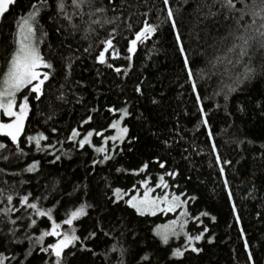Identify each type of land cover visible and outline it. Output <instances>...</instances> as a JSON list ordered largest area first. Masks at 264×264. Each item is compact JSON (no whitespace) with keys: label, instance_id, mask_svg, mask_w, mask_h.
Instances as JSON below:
<instances>
[{"label":"trees","instance_id":"16d2710c","mask_svg":"<svg viewBox=\"0 0 264 264\" xmlns=\"http://www.w3.org/2000/svg\"><path fill=\"white\" fill-rule=\"evenodd\" d=\"M63 2L61 11L59 0H15L0 20L5 62L35 5L40 55L51 65L24 91L17 142L0 135L4 264H264V47L257 36L241 55L238 37L261 21L236 10L252 0L232 10L219 0ZM146 26L155 30L133 46ZM45 73L37 99L32 87ZM117 121L127 128L120 142ZM41 135L39 147L29 140ZM143 185L186 199L188 231L203 232L196 251L175 258L180 244L155 234L172 216H141L126 204ZM54 224L60 237H75L59 258L49 247L56 238L38 239Z\"/></svg>","mask_w":264,"mask_h":264},{"label":"snow or ice","instance_id":"6c2138e0","mask_svg":"<svg viewBox=\"0 0 264 264\" xmlns=\"http://www.w3.org/2000/svg\"><path fill=\"white\" fill-rule=\"evenodd\" d=\"M88 0H73V5L76 7H79L80 5L86 4ZM165 4H168L169 0H164ZM223 4V6L229 8L230 10L236 8V0H219ZM15 3V0H0V16H2L4 13H6L9 10V7ZM58 7L61 11L64 10V2L63 0H59ZM247 7V6H246ZM34 11H32L28 17L23 19V22L19 25V28L21 30V34H19V38L17 41L18 47L14 54L11 57V60L9 61V66L7 72L4 74V77L2 80H0V110L8 116H15V120L12 123L9 124H0V132H3V134L8 135L11 137L13 143L17 142V138L19 136L20 131L23 128V117L26 115L27 112V103L20 106L19 113L13 112L12 108L15 104V94L18 92L21 88L32 84L33 80H37L40 76V73L36 71V69L40 66L44 67H51L50 64H47L43 61V58L41 57L39 51L35 46H33L31 39L33 36V22L36 19V16L38 15L39 9L36 8V6H33ZM237 11H240L242 13L241 19H243L244 15H251L255 17L256 19H253L252 24L255 25L256 20L259 19L261 21L259 28L255 29L254 35H248V36H240L238 39L243 41V44L241 47V55H247V47L249 46L250 41L255 40L257 36L260 38L261 46L264 47V0H252V6L247 11L245 9H236ZM97 11H102V9H97ZM169 18L173 16V13L171 10H169ZM173 27H175V23L173 24ZM251 27V26H249ZM155 29L151 26H146L144 29H142L141 32L136 34V39L131 41L132 45L135 46L136 42L141 40L143 37H145L147 34H150ZM177 39L179 40L180 37L178 36ZM108 47H111V41L107 42ZM133 48H129V51H133ZM232 49H230L231 51ZM107 51V48L105 49ZM183 51V49H181ZM103 56L104 52H101L100 59L101 62H103ZM185 64L187 66L188 60H185ZM189 75L191 77L192 73L189 72ZM48 79V74H44L43 80H40L38 84L32 87V91L37 93V99H39V93H40V86L44 83V80ZM195 90V85L193 86ZM27 100V98H25ZM125 115H127V112L125 111ZM206 123V122H205ZM119 122L117 121L112 125V127H117ZM6 130V131H5ZM123 133L127 132V128L121 129ZM78 135L75 130L73 131V136ZM89 136L92 134L89 133ZM46 139L43 135L39 137H29V140L35 141L37 147L40 145V141ZM86 142H88V137H85L84 140L80 141L81 146H83ZM4 144H0V149L4 148ZM97 151H104L103 148L97 149ZM109 157H105V159H108ZM163 166V165H161ZM36 167L35 164L30 166L27 170L32 171ZM117 193H119V189L116 190ZM145 197H147V193H145ZM135 200V198H133ZM179 197L174 196L173 201L178 200ZM9 202H11L12 197H8ZM24 201H27V197H24ZM129 204L136 208V210L143 215L144 211L148 208L154 206L155 201H151L148 199L140 200L138 203H133L132 201H129ZM30 208L35 209V204H28L27 205ZM169 211L174 210V207L170 206ZM40 216L49 215V213H45L43 211L38 213ZM155 214V213H153ZM84 215V207L82 206L80 209L74 211L71 213V218L66 220V224H71L73 219H76L78 216ZM201 215H206V213H202ZM33 224L36 223L35 220L32 222ZM175 221H173V224ZM59 225L53 226L52 232H45L41 237H39V240H43L44 236L48 235H58V233L55 231L56 228H58ZM163 232H158L157 234L161 236L162 241L164 243L168 242L169 233H168V226H164ZM196 236L195 240H200L201 236ZM75 239V237L69 238L67 235L64 237L63 240L59 241L57 244L50 245L52 253L59 258L61 256V253L64 248H66L72 240ZM191 239V238H190ZM47 251L48 249H44ZM195 250V249H194ZM174 256H181L183 253L177 249L173 253ZM0 264H4V259L0 258ZM57 264H59V259L57 260Z\"/></svg>","mask_w":264,"mask_h":264},{"label":"rangeland","instance_id":"374dc122","mask_svg":"<svg viewBox=\"0 0 264 264\" xmlns=\"http://www.w3.org/2000/svg\"><path fill=\"white\" fill-rule=\"evenodd\" d=\"M1 18H2V16H0V20H1ZM22 22H23V20L20 22V24ZM33 33L34 34L32 36L31 42H32L33 46H35L37 48V50L39 51V53H40V42H39V38H38V36H37V34L35 32V23L34 22H33ZM19 34H21V30H20V28L18 26L17 34H16V38L17 39H16L15 51H16V49L18 47L17 41H18V38H19ZM14 52H13V54H14ZM1 57L3 58L2 54H1ZM11 57L12 56H9L8 58L6 57L5 58L6 59L5 62H2V59L0 58V80L3 79L4 74L8 70L9 61L11 60ZM33 82H34V80L32 81V84H33ZM32 84L27 85V86L21 88L18 92H16L15 97H14L15 104H14V106L12 108L13 112L19 113L20 106L26 103V99H25V97H23V94H24L25 89L30 87ZM27 113H28V108H27L26 115L23 117V123H24V120H25V118L27 116ZM14 120H15V116H8V115L4 114L2 112V110H0V124H9V123H12ZM118 126L119 127L116 129V135L114 136L112 141H119L120 142L125 137V133H123L121 131L122 128L120 127L119 124H118ZM20 133H21V131H20ZM20 133H19V135H20ZM0 135H5V134H3V132H0ZM5 136L8 137L12 141L10 136H8V135H5ZM143 187H144V192L141 195L135 194V195L131 196L130 198H128L126 200V204L131 209H133L138 215H141L136 210V208L132 207L129 204V201H132L133 203H138L140 200H144V199L155 201L154 206H152V207L148 208L147 210H145L144 214L141 215V216H155V215H158V214H161L163 216H166L167 214H169V215L172 216L171 219H169L165 223L160 224V225H158L156 227V229H155L156 236L161 240L162 243H164L162 241L161 236L158 235L157 233L158 232H163L165 230L164 226L167 225L168 226V233H169V238H168V242L167 243H170L171 241L178 242L180 244V247H177L175 250L179 249L182 253L184 251H186V250L196 251L197 250L196 244L199 241H201L203 235L201 236L200 240H195L194 238L196 236H200L201 234H203V232H201L199 234H196V235H191V233L188 231V226H189V223H190L191 220H190V213H189V210H188V203L186 202V199H184L181 195L171 194L170 191L165 186L164 187L163 186L160 187V189L162 190V193H155L154 195H153V192H154L153 189H155V188L145 187L144 185H143ZM145 193H147V197H145ZM174 196L179 197V199L176 200V201H173V197ZM114 197H115L116 200L124 199V196L121 194L120 190H119V193H117L116 190L114 191ZM133 198H135V200ZM170 206L174 207V210L169 211L168 209H169ZM153 213H155V214H153ZM81 216H78L76 219H73L72 223L75 220L79 219ZM70 218H71V216L68 219H70ZM173 221H175L174 224H173ZM64 224L65 225H71V224H66L65 222H64ZM55 231L58 233V235H52V236L54 238H56V243L55 244H57L59 241L63 240L66 235L60 237L59 236L60 235V229L56 228ZM67 236L69 238L73 237L71 235H67ZM73 241H74V239L72 240V242ZM71 243L69 245H71ZM167 243H164V244H167ZM66 248H64L63 251ZM174 257L175 258H179L180 256L179 257L174 256Z\"/></svg>","mask_w":264,"mask_h":264}]
</instances>
